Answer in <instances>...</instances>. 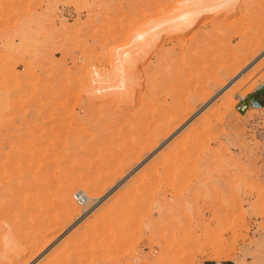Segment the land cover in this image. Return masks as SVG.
I'll return each mask as SVG.
<instances>
[{
    "label": "rangeland",
    "instance_id": "obj_1",
    "mask_svg": "<svg viewBox=\"0 0 264 264\" xmlns=\"http://www.w3.org/2000/svg\"><path fill=\"white\" fill-rule=\"evenodd\" d=\"M0 264H264V0H0Z\"/></svg>",
    "mask_w": 264,
    "mask_h": 264
},
{
    "label": "built area",
    "instance_id": "obj_2",
    "mask_svg": "<svg viewBox=\"0 0 264 264\" xmlns=\"http://www.w3.org/2000/svg\"><path fill=\"white\" fill-rule=\"evenodd\" d=\"M250 106L251 105H250V103L248 102V100L246 99L245 96L239 98V100H238V109L239 110L246 111V110H248L250 108ZM74 196L79 202L83 203V195H82V193H79V192L76 193L75 192Z\"/></svg>",
    "mask_w": 264,
    "mask_h": 264
},
{
    "label": "bare ground",
    "instance_id": "obj_3",
    "mask_svg": "<svg viewBox=\"0 0 264 264\" xmlns=\"http://www.w3.org/2000/svg\"><path fill=\"white\" fill-rule=\"evenodd\" d=\"M79 3H80V2H79ZM48 32H49V31H48ZM48 32H47V33H48ZM46 38H47V37H46ZM19 49H20V48H19ZM28 50H29V49H28ZM66 85H67V84H66ZM227 87H228V85H227ZM228 98H229V97H228ZM78 192H79V193H82V195H83V203H85L86 201H88L87 196H86L82 191H81V192L78 191ZM86 214H88V212H86L85 215H86ZM214 254H215V253H214ZM217 255H218V254H217ZM217 257H218V256H217Z\"/></svg>",
    "mask_w": 264,
    "mask_h": 264
}]
</instances>
